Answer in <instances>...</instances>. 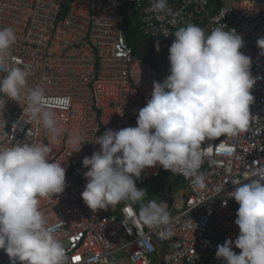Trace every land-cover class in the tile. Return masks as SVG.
<instances>
[{
    "label": "built area",
    "instance_id": "2783aa9c",
    "mask_svg": "<svg viewBox=\"0 0 264 264\" xmlns=\"http://www.w3.org/2000/svg\"><path fill=\"white\" fill-rule=\"evenodd\" d=\"M223 1L217 9L213 0H167L170 11L166 13L149 11L151 0L148 4L134 0L132 6L134 15L138 14L136 22L149 39L173 42L174 31L187 24L206 32L223 25L226 30L235 29L244 39L241 51L251 58V73L257 78L250 130L225 141L230 152L218 149L225 137L204 142L203 149L211 147L200 169L206 188L198 189L186 177V191L162 201L170 203V225L149 228L131 203L94 212L81 196L88 170L82 161L100 150L94 143L96 136L109 129L135 127L138 110L150 99L156 81L154 66L127 40L125 1L0 0V28H13L18 37L12 56L28 66V88L46 89L49 108L64 129L50 146L51 158L66 169L67 187L41 207L50 222L59 225L68 264H116L119 257L129 264H152L156 254L159 264H225L216 257L217 246L227 240L225 234L240 231L235 224L239 205L234 198L227 199V193L235 190L234 179L244 180L246 173L252 175L264 167V50L257 46V40L264 38V0H254L252 11L240 8L250 6L240 0ZM63 98H69V103L58 106ZM26 108V100L7 101L0 114V125L6 122V127H0V146L30 140L50 143L47 131ZM77 133L88 141L80 152H74L69 143ZM163 171L157 165L140 178L156 179ZM169 230L171 235H160ZM233 251L241 250L233 246ZM77 256L79 261L74 259ZM0 264H11L2 250Z\"/></svg>",
    "mask_w": 264,
    "mask_h": 264
},
{
    "label": "clouds",
    "instance_id": "9594fccd",
    "mask_svg": "<svg viewBox=\"0 0 264 264\" xmlns=\"http://www.w3.org/2000/svg\"><path fill=\"white\" fill-rule=\"evenodd\" d=\"M240 3L250 5L240 8L254 10V0ZM148 10L170 11L167 0H151ZM226 29L223 25L205 32L187 24L174 31L168 49L170 74L163 82H153L150 99L138 110L136 126L96 136L94 143L100 150L82 161L88 170L81 196L88 208L95 212L142 201L146 190L138 188L136 181L157 165L192 178L200 190L206 188L200 169L211 147L203 149L202 144L225 137L218 149L230 152L225 141L248 132L253 120L250 108L257 78L251 73L252 60L241 51L243 37L235 29ZM17 39L13 28H0V72L5 73L0 76V114L8 100H26V112L47 131L50 143L30 140L0 146V250L11 264H68L59 225L51 223L41 207L44 200H52L67 187L66 169L51 158L50 146L64 129L49 108L46 89L28 88L30 70L12 56ZM257 46L264 50V38L257 40ZM156 50L160 51L159 44ZM57 103L67 105L69 98ZM0 127H6L5 120ZM86 142L79 133L69 140L74 152H80ZM232 183L235 190L227 193V199L234 198L239 205L235 224L240 231L234 242L227 239L217 246L216 257L225 264H264V167ZM167 208L164 202L152 201L142 207L140 218L149 228L168 226ZM160 235H171V231ZM233 245L241 250L239 254Z\"/></svg>",
    "mask_w": 264,
    "mask_h": 264
},
{
    "label": "rangeland",
    "instance_id": "374dc122",
    "mask_svg": "<svg viewBox=\"0 0 264 264\" xmlns=\"http://www.w3.org/2000/svg\"><path fill=\"white\" fill-rule=\"evenodd\" d=\"M141 38L143 40V49H144L146 54H150L149 57L152 59V60L150 59L152 65H154V66H167V65H169V60H168L169 51H168V49L171 46L170 43L163 42L162 40H146V37L144 36L142 31H141ZM157 44H159V47H160L159 52H156L157 51L156 50ZM151 53H160V55L162 56V60L166 61L167 65H159V63L156 61V58ZM154 70H155L156 81L163 82V80L166 78L167 69L158 70V69L154 68ZM171 176H172V173L170 171L164 170L162 172L161 176L159 177V180H157V181L154 180V182H152V184H153L152 187H151V185L146 184V182L148 180H144L142 178H139L138 181L140 182V185L137 187L140 189L146 190V195L142 201L130 202V203L133 204L139 212H141L142 207L145 206L148 202H151V201L156 200L160 197H163L164 194H162V192H163L162 190L164 189V187L166 185H167V189H168V185L170 183ZM186 180H187L186 177L182 178V177L176 176L173 187L170 190V195L174 196L177 193L185 192L186 191ZM165 202H168V201L166 200ZM121 204H125V203H121ZM225 235H226V237L229 236L228 234H225ZM116 264H129V263L124 261L123 258L119 257L118 262ZM152 264H159V258H158L157 254L152 256Z\"/></svg>",
    "mask_w": 264,
    "mask_h": 264
},
{
    "label": "trees",
    "instance_id": "16d2710c",
    "mask_svg": "<svg viewBox=\"0 0 264 264\" xmlns=\"http://www.w3.org/2000/svg\"><path fill=\"white\" fill-rule=\"evenodd\" d=\"M129 3H130V6L132 7L133 6V3H134V0H128ZM217 9H219L223 4L221 2V0H213ZM145 4H148V0H146ZM122 12H123V22H124V28H125V34H126V37H127V40L130 42V44L137 50V41H136V27L134 26V23H133V19L130 17V14L128 12V10L126 9V7H122ZM135 17V20H137L138 18V14L135 13L134 15ZM138 28L140 29V35H141V26L140 24H138ZM141 37V36H140ZM146 40H160V39H148L146 38ZM163 42H168L170 43V41H167V40H162ZM141 42L143 44V40L141 38ZM157 52V51H156ZM154 180H159V178L157 179H149L146 184L147 185H151V187L153 186L152 182H154ZM140 185V184H139ZM167 185L164 187V189L162 190V194L165 193V191H167ZM161 194V195H162ZM170 196V191L168 193V197Z\"/></svg>",
    "mask_w": 264,
    "mask_h": 264
},
{
    "label": "water",
    "instance_id": "95a60500",
    "mask_svg": "<svg viewBox=\"0 0 264 264\" xmlns=\"http://www.w3.org/2000/svg\"><path fill=\"white\" fill-rule=\"evenodd\" d=\"M125 2V5H126V7H127V10H128V12H129V14H130V16L133 18V20H134V25H135V27H136V41H137V49H138V52L141 54V55H144L143 54V47H142V42H141V37H140V30H139V28H138V24H137V22H136V20H135V17H134V12H133V10H132V7L129 5V3H128V0H124ZM150 63H151V61L149 60V59H147ZM174 180H175V174H173L172 173V176H171V181H170V183H169V185H168V189H167V191H166V193L163 195V197H160V198H158V199H156V200H153V201H155V202H162L163 200H165L166 198H167V196H168V192L171 190V188H172V186H173V183H174ZM152 202V201H151ZM150 202H148L146 205H148ZM145 205V206H146Z\"/></svg>",
    "mask_w": 264,
    "mask_h": 264
},
{
    "label": "crops",
    "instance_id": "0c3cea01",
    "mask_svg": "<svg viewBox=\"0 0 264 264\" xmlns=\"http://www.w3.org/2000/svg\"><path fill=\"white\" fill-rule=\"evenodd\" d=\"M221 2H222V4L224 5V1L223 0H221ZM232 2H236V0L235 1H228V3H232ZM206 32V31H205ZM145 36V35H144ZM146 37V36H145ZM149 39V38H148ZM170 44H172V42L170 41ZM142 47H143V44H142ZM137 51H138V49H137ZM140 54V53H139ZM143 54L144 55H142V56H144L146 59H151L150 57H149V55L150 54H146L145 53V51H144V49H143ZM155 58H156V61L159 63V65H167L166 64V61H163L162 60V56L160 55V53H151ZM155 54V55H154ZM152 60V59H151ZM164 62V63H163ZM169 65H170V63H169ZM169 65H167V66H154V68H156V69H158V70H161V69H167V73H166V76L167 75H169L170 73H169V68H170V66ZM170 181H171V179H170ZM166 193V192H165ZM164 193V194H165ZM227 239H228V237H227Z\"/></svg>",
    "mask_w": 264,
    "mask_h": 264
},
{
    "label": "bare ground",
    "instance_id": "6f19581e",
    "mask_svg": "<svg viewBox=\"0 0 264 264\" xmlns=\"http://www.w3.org/2000/svg\"><path fill=\"white\" fill-rule=\"evenodd\" d=\"M164 203H166L168 206H169V202H164ZM167 211L169 212L170 210H168L167 209ZM228 239H232L233 240V242L236 240V238L238 237V235L237 234H234V233H228ZM234 246V245H233ZM235 247V246H234ZM240 250V249H239Z\"/></svg>",
    "mask_w": 264,
    "mask_h": 264
},
{
    "label": "snow or ice",
    "instance_id": "6c2138e0",
    "mask_svg": "<svg viewBox=\"0 0 264 264\" xmlns=\"http://www.w3.org/2000/svg\"><path fill=\"white\" fill-rule=\"evenodd\" d=\"M227 151H231V149H227ZM74 259L77 260V261H79L81 258L77 256Z\"/></svg>",
    "mask_w": 264,
    "mask_h": 264
},
{
    "label": "flooded vegetation",
    "instance_id": "af4514ba",
    "mask_svg": "<svg viewBox=\"0 0 264 264\" xmlns=\"http://www.w3.org/2000/svg\"><path fill=\"white\" fill-rule=\"evenodd\" d=\"M175 182V181H174Z\"/></svg>",
    "mask_w": 264,
    "mask_h": 264
}]
</instances>
